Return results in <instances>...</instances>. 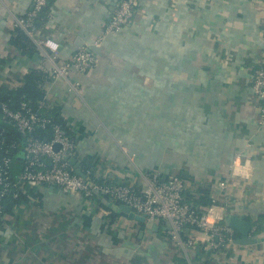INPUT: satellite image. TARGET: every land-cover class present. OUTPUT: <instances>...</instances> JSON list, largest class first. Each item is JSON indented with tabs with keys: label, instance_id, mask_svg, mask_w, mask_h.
Listing matches in <instances>:
<instances>
[{
	"label": "crops",
	"instance_id": "obj_1",
	"mask_svg": "<svg viewBox=\"0 0 264 264\" xmlns=\"http://www.w3.org/2000/svg\"><path fill=\"white\" fill-rule=\"evenodd\" d=\"M113 2L47 0L27 51L10 39L14 17L32 0H0V90L21 87L31 69L46 73L45 108L71 131L82 169L136 189L152 173L180 175L186 199L208 190L211 202L195 208L210 211L217 224L235 215L258 227L264 122L258 123L261 100L250 81L254 65L264 63V0H138L126 26L91 46L94 67L69 74L80 83L78 92L69 90L64 78L50 76L49 51L38 40H55L56 61L66 60L76 43H90L102 30ZM20 165H13L14 175ZM24 193L29 200L0 220V264H264V240L235 243L236 230L219 248L189 231L183 239L192 243L180 244L164 220L149 232L103 196L86 199L32 183ZM249 236L264 237V230Z\"/></svg>",
	"mask_w": 264,
	"mask_h": 264
},
{
	"label": "built area",
	"instance_id": "obj_2",
	"mask_svg": "<svg viewBox=\"0 0 264 264\" xmlns=\"http://www.w3.org/2000/svg\"><path fill=\"white\" fill-rule=\"evenodd\" d=\"M47 0H32V7L24 15L14 17L13 26L21 28L29 37H33V25L38 14L46 5ZM138 0H119L104 24L102 30L90 42L75 50L66 60L56 61L59 44L51 38L38 40V44L49 51L52 62L50 76L62 77L68 82V89L78 92L79 82H70L72 71L85 73L93 68L97 61L92 47H98L112 33L119 31L132 19ZM250 87L254 95L261 100L259 124L264 122V63L257 62L252 71ZM46 105L45 96L39 101V108ZM0 118L11 122L24 136L26 144L23 163L19 172L12 179L9 169L12 151L17 148L16 142L7 140L5 128L0 126V220L4 218L3 198L11 192L17 198L24 192V185H56L66 193H80L84 198L91 199L100 195L119 203L127 204L136 214H144L146 219L154 222L164 220L168 225L167 235L178 243H192V237L183 239L185 231L202 234L213 248L222 247L233 241L232 229L228 225H220L210 211L202 212L190 208L183 201L185 180L180 175L162 178L152 173L145 187L136 189L128 185L100 182L88 177L93 172L87 169L82 178L74 173L68 159L72 155L75 142L72 136L62 130L60 123L51 117L33 110L25 102L12 108L6 102H0ZM51 125L52 137L41 139L34 135L38 127ZM54 144L59 148L55 151ZM264 227V221L262 223ZM257 224L251 226L254 231ZM193 235V234H192Z\"/></svg>",
	"mask_w": 264,
	"mask_h": 264
},
{
	"label": "trees",
	"instance_id": "obj_3",
	"mask_svg": "<svg viewBox=\"0 0 264 264\" xmlns=\"http://www.w3.org/2000/svg\"><path fill=\"white\" fill-rule=\"evenodd\" d=\"M118 1L119 0H116V2ZM46 8H47L46 6L42 8L37 18L35 19L34 24L39 25L40 23H42ZM15 32H16V35H13L11 37L10 43L21 49L32 51V43L28 35L21 28H15ZM48 79H49V76L46 73L35 70V69H31L25 75L24 83L21 87H18L12 91L0 90V102H6L12 108H17L19 107L20 102H25L26 105L31 107L33 110L40 111L41 113L51 117L52 121H56L60 123L62 126V130L66 134L71 136L72 135L71 131H69L63 118L60 116L58 112H50L45 107L39 108V101L42 100L45 96L44 82ZM34 135L41 139H47V140L50 139L52 137L51 125H47L46 127H43V128L42 127L36 128L34 131ZM5 137L7 138V140L15 141L17 145V148L12 151V154H11L12 158H11V164H10V169H9L10 175H12V179H14L15 175L13 174V171L15 169L13 168V161L15 159L16 160L19 159L18 162H21L20 166L22 167L24 153L23 154L20 153L21 145H20V142L16 134L10 132L7 128H5ZM89 168L91 167H84L82 170L85 172ZM88 177H91L92 179H95L96 181L104 182L102 179L96 177L93 172L91 173V175H88ZM28 191L32 192L31 189ZM199 192H200V196L197 200H192L188 198L186 199L183 196V201L186 202L192 209H196L195 208L196 204L208 205L211 202V199L209 197V192L206 188H201ZM35 195L37 194L35 193ZM97 198H98V195H94L91 199L97 200ZM28 200L29 199L26 193L24 192H21L17 198H13L11 192L6 193V195L3 198L4 214L5 213L10 214L16 205L23 204L24 202H27ZM111 214L115 215L113 211H111ZM257 228L258 230H264V227L261 223L258 224Z\"/></svg>",
	"mask_w": 264,
	"mask_h": 264
},
{
	"label": "water",
	"instance_id": "obj_4",
	"mask_svg": "<svg viewBox=\"0 0 264 264\" xmlns=\"http://www.w3.org/2000/svg\"><path fill=\"white\" fill-rule=\"evenodd\" d=\"M115 4L116 3L113 2L114 6ZM79 47H80V43H76L74 46L75 49H78ZM0 125L4 128H7L10 132L16 134L20 142V145H21L20 153L23 154L25 150L26 141H25L24 136L21 134V132L18 131L11 122L5 121L1 118H0ZM58 148H59V145L54 144V150L56 151ZM68 161L70 165L72 166L74 173L82 178H85V174L82 170V167L80 166V163L76 160V158L71 155ZM51 186L54 187L55 190L58 189L56 185H51ZM98 197H101V196L98 195ZM107 206L122 216L128 217L130 219H134L140 223H145V227L148 229L149 232H152L158 228L156 223L153 220L146 219L144 214H136L131 209V207L127 204L118 203L116 201H113L112 199H109ZM226 218H227L228 226L232 230L238 231V233L240 234V238L235 240L234 241L235 243L243 245V244H251V243L264 240V237L257 238V237L249 236V232L251 230V225L249 222L242 220L235 215H229Z\"/></svg>",
	"mask_w": 264,
	"mask_h": 264
},
{
	"label": "rangeland",
	"instance_id": "obj_5",
	"mask_svg": "<svg viewBox=\"0 0 264 264\" xmlns=\"http://www.w3.org/2000/svg\"><path fill=\"white\" fill-rule=\"evenodd\" d=\"M15 163H17L18 165L21 164V162H18V160H16V159L13 161V165H14Z\"/></svg>",
	"mask_w": 264,
	"mask_h": 264
}]
</instances>
